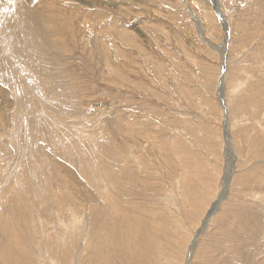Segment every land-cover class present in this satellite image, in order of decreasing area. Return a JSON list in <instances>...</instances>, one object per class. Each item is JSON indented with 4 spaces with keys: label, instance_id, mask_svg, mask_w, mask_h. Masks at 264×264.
I'll return each mask as SVG.
<instances>
[{
    "label": "rangeland",
    "instance_id": "obj_1",
    "mask_svg": "<svg viewBox=\"0 0 264 264\" xmlns=\"http://www.w3.org/2000/svg\"><path fill=\"white\" fill-rule=\"evenodd\" d=\"M54 2L0 57V264H264V0Z\"/></svg>",
    "mask_w": 264,
    "mask_h": 264
},
{
    "label": "bare ground",
    "instance_id": "obj_2",
    "mask_svg": "<svg viewBox=\"0 0 264 264\" xmlns=\"http://www.w3.org/2000/svg\"><path fill=\"white\" fill-rule=\"evenodd\" d=\"M2 1V0H1ZM1 1H0V4H1ZM9 1H13L12 3L13 4H10L9 6H6V5H4L2 8H0V13H3V12H5V11H7V10H12L15 14L14 15H12V16H10L8 13H3V14H1L0 15V57H2V60L4 59V57H5V55H6V58H9V60H10V57H11V52L13 51L14 52V49L16 50V49H19V51L21 52V55H20V53H18L17 52V54L18 55H20V57L21 58H25V57H23V55H24V53L23 52H25L26 53V51H27V49H29V48H32V47H35V43L36 44H43V42L42 41H39L38 40V37H39V35L38 34H33L34 36H35V41H33V38H32V30H31V25L30 24H27V23H31V20H36L37 19V17H36V15L35 14H33L34 12H36V11H39V10H41V8H47L48 6H49V8L53 5V2H54V0H53V2L51 1V2H46V0H43V1H35L33 4H32V6L30 5H28L27 3H29V0H9ZM66 1V0H65ZM68 1V0H67ZM74 1H76L77 2V0H74ZM214 1V0H213ZM4 2V1H3ZM69 2H70V0H69ZM52 5H51V4ZM55 3V2H54ZM72 3V2H71ZM70 3V4H71ZM5 4H6V1H5ZM61 4H62V2H61ZM64 4V3H63ZM68 5V4H67ZM70 6V5H69ZM55 7H56V5H55ZM54 7V8H55ZM48 8V9H49ZM59 8H60V6H59ZM58 7H57V9H59ZM80 9V8H79ZM221 14V13H220ZM42 19H43V16L41 15V21H42ZM17 29H19L20 30V33H18L17 32ZM226 36V35H225ZM226 38V37H225ZM31 41V44H32V46H30V42ZM28 43H29V45H28ZM224 43V42H223ZM32 50V49H31ZM3 51V52H2ZM17 51V50H16ZM7 54H9L8 56H7ZM13 54V53H12ZM15 54V53H14ZM4 55V56H3ZM15 56V55H14ZM15 58V57H14ZM17 58H19V57H17ZM9 60H8V62H9ZM15 60V59H14ZM21 60V59H20ZM25 60H26V58H25ZM11 61V60H10ZM27 61V60H26ZM14 64V63H13ZM12 65V64H11ZM15 65V64H14ZM17 65V64H16ZM0 68H1V64H0ZM226 68V67H225ZM15 69V68H14ZM13 71V70H12ZM3 72V71H2ZM1 72V73H2ZM2 77V76H1ZM3 80V79H2ZM221 89V88H220ZM221 96V95H220ZM223 98V97H222ZM225 98V97H224ZM225 100V99H224ZM18 105V104H17ZM20 107V106H19ZM18 107V108H19ZM21 108V107H20ZM19 108V110H22V109H20ZM18 110V111H19ZM15 114H17V116H20L19 117V119L21 118V112H20V114H18V112L16 111V112H14ZM15 114H13V116H15ZM44 117V116H43ZM46 117H47V115H46ZM45 117V118H46ZM53 117H55V116H53ZM23 118V117H22ZM45 118H44V120H45ZM23 122V121H22ZM53 122V121H52ZM30 125V124H29ZM38 125V124H37ZM53 126V125H52ZM19 127V126H18ZM39 127V126H38ZM28 130V129H27ZM16 134V133H15ZM40 134V133H39ZM16 136V135H15ZM18 136H19V134H18ZM17 138V137H16ZM30 138V136H28L27 137V139H29ZM18 139V138H17ZM16 141V140H15ZM14 141V142H15ZM28 141V140H27ZM17 142V141H16ZM26 143V142H25ZM28 143V142H27ZM107 146V145H106ZM68 152V151H67ZM80 157V156H79ZM0 158H4V156H0ZM72 158V157H71ZM74 158V157H73ZM72 158V159H73ZM75 158H76V156H75ZM227 174V173H226ZM34 175V174H33ZM62 175V174H61ZM226 176V175H225ZM227 177V176H226ZM224 178V177H223ZM40 180V179H39ZM46 182V181H45ZM44 184V183H43ZM43 187V186H42ZM48 191V190H47ZM49 192V191H48ZM39 193V192H38ZM37 194V193H36ZM35 194V195H36ZM44 194V193H43ZM38 196V195H37ZM36 196V197H37ZM41 196V195H40ZM61 197V196H60ZM38 198V197H37ZM57 199V198H56ZM59 199V198H58ZM2 200V199H1ZM60 200V199H59ZM54 201V200H53ZM32 202V201H31ZM215 202V201H214ZM58 203V202H57ZM218 203V202H217ZM111 204V203H110ZM76 205V204H75ZM75 207V206H74ZM77 207V206H76ZM32 208V207H31ZM1 209V208H0ZM69 209H71L70 207L68 208V210ZM73 209V208H72ZM71 209V210H72ZM71 210H69L70 212H71ZM55 211H56V209H55ZM73 213L75 212V209H74V211H72ZM76 212H77V210H76ZM113 212V211H112ZM47 213V212H46ZM78 213V212H77ZM77 213H75L76 215H77ZM109 213H111V212H109ZM119 214H120V212H118ZM117 213V214H118ZM36 214V213H35ZM112 214V213H111ZM110 214V215H111ZM78 215H79V213H78ZM130 215V214H129ZM208 216V215H207ZM75 217V215L73 216V218ZM120 217V216H119ZM211 217V216H210ZM72 218V219H73ZM83 218V217H82ZM207 218V217H206ZM77 219V218H76ZM79 220L81 219V218H78ZM77 219V220H78ZM0 220H1V217H0ZM77 220H75V221H77ZM78 220V221H79ZM82 220V219H81ZM206 220V219H205ZM74 221V220H73ZM113 221V220H112ZM116 221V220H115ZM208 221V220H207ZM71 222V221H70ZM113 223H115L114 221H113ZM48 224V223H47ZM68 224V223H67ZM116 224H117V222H116ZM116 224L114 225V224H112L114 227L116 226ZM74 224H72V222H71V226H73ZM43 226V225H42ZM67 226V225H66ZM75 226V225H74ZM65 227V226H64ZM63 227V228H64ZM113 227V228H114ZM117 227V226H116ZM67 228V227H66ZM70 228V226H68V229ZM75 228V227H74ZM67 229V230H68ZM117 229V228H116ZM71 230V229H70ZM111 230H113V229H111ZM69 231V230H68ZM116 231V230H115ZM70 234H71V232H69ZM66 238V237H65ZM65 238H62L63 239V242H64V240H65ZM118 238V237H117ZM67 239V238H66ZM196 233H194V235H193V238L190 240L191 242H190V245L189 246H187V248L185 249L186 251V253L189 255L188 256V258H187V260L185 259V261H184V264H188V261L190 260V257H191V252H192V248H193V246H194V243L196 242ZM129 240V239H128ZM66 241V240H65ZM130 241V240H129ZM68 242V241H67ZM189 243V242H188ZM40 244V243H39ZM41 246V245H40ZM40 246H39V248H40ZM62 246V245H61ZM41 249V248H40ZM48 249V248H47ZM116 249V248H115ZM127 250H128V248H127ZM9 251V250H8ZM72 251V250H71ZM77 252V251H76ZM76 252H75V254H76ZM131 253V252H130ZM73 254H74V252H73ZM54 255V254H53ZM125 256V255H124ZM67 257V256H66ZM128 257V256H127ZM71 258H72V256H71ZM121 258H123V257H121ZM129 258V257H128ZM127 258V259H128ZM59 260V259H58ZM72 260V259H71ZM75 262V261H74ZM48 264V263H47Z\"/></svg>",
    "mask_w": 264,
    "mask_h": 264
}]
</instances>
